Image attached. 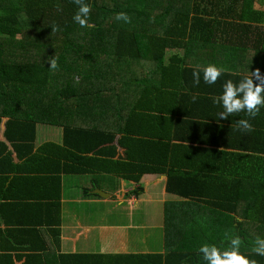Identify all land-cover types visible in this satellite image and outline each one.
<instances>
[{
	"label": "crops",
	"instance_id": "1",
	"mask_svg": "<svg viewBox=\"0 0 264 264\" xmlns=\"http://www.w3.org/2000/svg\"><path fill=\"white\" fill-rule=\"evenodd\" d=\"M124 25V39L92 45L102 70L88 83L81 74L76 78L83 91L47 86L10 104L1 100L0 142L7 146L0 144V244H48L49 264H56V254L69 264H146V255L174 252L197 262L199 246L226 247L227 232L240 236L243 254L251 253L252 240L237 231L253 236L260 228L244 221L245 203L227 209L205 201H248L247 194L228 191L233 181L264 186V173L258 179L264 170V108L250 121L254 131L244 133L236 122L246 114L218 119L221 109L211 100L226 80L238 82L256 68L264 73V53L256 45L264 25L251 24L252 34L241 41L236 23L174 21L170 38L183 45L163 54L158 39L167 22ZM137 32L139 38L129 36ZM209 63L226 72L213 85L203 79L194 85L193 67ZM31 116L40 121L32 151L13 147L5 122ZM100 127L101 137L114 138L100 141ZM83 140L90 149L81 151ZM45 143L61 149L31 158ZM68 166L86 171L68 173ZM56 167L57 173L50 171ZM152 260L160 264L159 257Z\"/></svg>",
	"mask_w": 264,
	"mask_h": 264
},
{
	"label": "trees",
	"instance_id": "2",
	"mask_svg": "<svg viewBox=\"0 0 264 264\" xmlns=\"http://www.w3.org/2000/svg\"><path fill=\"white\" fill-rule=\"evenodd\" d=\"M85 2L90 4L91 12L88 17L89 26L82 28L73 21V15L77 11V5L73 3V0H0V103L3 100L10 104L18 98L19 94L28 93L29 95V93L36 92L31 89H47V86L66 89L64 91L69 92L72 89L83 91L82 84H77L76 78L81 74L88 83L92 77L93 79L97 77V69L99 72L102 70L98 60L92 58V45L105 42L107 38L124 39L125 37L126 25L123 21L115 19L118 12L130 15L131 25L139 21L167 22L169 25L162 30L158 39L161 54L172 45L173 47L174 45H183L181 41L174 40L172 42L170 38L171 23L174 21L236 23L241 41H245L247 33L252 34V29L249 28L251 24L264 25V0H85ZM57 4L62 6V10H57ZM202 5H205L209 10L203 11ZM220 7L226 11H220ZM190 11L194 12V15ZM221 18L229 20L221 21ZM53 25L58 26L59 30L52 31ZM262 33L261 36L257 35L260 37V43L256 45L262 50L259 52L264 53V30ZM149 35L147 33L146 36ZM129 36L132 39L140 37L138 32L134 36ZM232 38L234 39L233 36ZM149 39H151L150 36ZM234 42H236L235 39ZM105 45H108V42H105ZM53 58H57L59 65L57 70L49 68L48 60ZM117 65L119 68L123 67L122 62ZM93 69L92 75L90 71ZM24 88L28 90L26 91ZM89 91V96H91L94 91L88 89ZM103 95L104 93H96L93 97L104 98ZM61 96L58 94L56 98ZM26 97L28 96L24 95L22 99ZM34 98L37 97L34 96ZM121 113L119 110L118 114ZM39 122L32 116L21 119L9 117L5 122L4 134L11 141L13 147L16 148L23 144L28 146L29 151H32L36 124ZM47 123L53 124V120ZM80 129L85 131L87 128ZM102 131L101 127L98 128L100 141L106 143L109 139L114 138L113 136L101 137ZM11 134L13 135L11 136ZM87 134L92 136L91 132H87ZM0 144L4 148L7 146L4 142H0ZM47 148L61 149L57 144L45 143L36 149L35 153H31L30 157L44 154ZM81 148V151L88 150L91 148V144L87 140H83ZM7 151L9 155L5 157V160L11 163L10 151ZM74 156L76 154L71 152V157L68 158L73 159ZM88 159L89 156L83 154L84 168L86 169L90 166L87 163ZM86 169L68 166L67 172H84ZM50 171L57 173L58 168H52ZM263 173L264 170L261 172L258 170L259 180ZM5 178L6 176H4ZM227 189L231 192L247 194L248 201H205V203H213L217 207L227 209H238L239 203H245L246 206L242 212L244 221L257 225L260 231L251 234L253 236H249V232H245L244 229L242 230L244 233L240 231L237 233H241L244 237L247 233L252 242L257 236L264 237V186L260 183H253L245 187L244 184L240 185L233 181ZM245 223L239 222L238 226ZM51 245L58 246V244ZM46 248L48 249V244H0V264H49L46 262L48 260ZM187 254L174 252V254H167L163 257L161 255H146V264H155L152 260L154 256L160 258V264H205L202 259L197 262L191 260ZM244 254L256 259L258 264H264V257L251 253ZM64 257L67 256L56 254L53 256V262L69 264Z\"/></svg>",
	"mask_w": 264,
	"mask_h": 264
},
{
	"label": "clouds",
	"instance_id": "3",
	"mask_svg": "<svg viewBox=\"0 0 264 264\" xmlns=\"http://www.w3.org/2000/svg\"><path fill=\"white\" fill-rule=\"evenodd\" d=\"M77 5V11L73 15V21L80 27H88V17L91 12L90 4L85 0H73ZM57 10H62L60 4L56 5ZM117 21L130 23L131 18L125 12H118L115 15ZM52 31H58L56 25L51 27ZM49 68L57 70L59 65L57 58L48 60ZM226 72L223 66H217L209 63L203 67L196 65L193 67L192 78L193 84L198 86L203 79L204 83L213 85ZM193 102L197 99L192 97ZM211 100L214 105L220 107L217 113L218 119L226 120L229 117L239 113H245L247 119L241 118L236 122V130L251 133L254 127L250 122L255 119L264 108V73L259 68L244 75L238 82L226 80L222 85V92L219 95L212 96ZM227 240L226 247H218L215 244L204 243L199 246L198 252L205 264H258L256 259H252L249 255H245L240 251L242 240L238 235L225 233ZM251 254L264 257V237L257 236L251 247Z\"/></svg>",
	"mask_w": 264,
	"mask_h": 264
},
{
	"label": "water",
	"instance_id": "4",
	"mask_svg": "<svg viewBox=\"0 0 264 264\" xmlns=\"http://www.w3.org/2000/svg\"><path fill=\"white\" fill-rule=\"evenodd\" d=\"M100 194H105V192H102L101 190H97ZM108 195V193H106Z\"/></svg>",
	"mask_w": 264,
	"mask_h": 264
},
{
	"label": "rangeland",
	"instance_id": "5",
	"mask_svg": "<svg viewBox=\"0 0 264 264\" xmlns=\"http://www.w3.org/2000/svg\"><path fill=\"white\" fill-rule=\"evenodd\" d=\"M258 4V3H257ZM259 6H260V4H258ZM263 8H264V6H263ZM130 18H131V16L130 15H128ZM77 80V79H76Z\"/></svg>",
	"mask_w": 264,
	"mask_h": 264
}]
</instances>
